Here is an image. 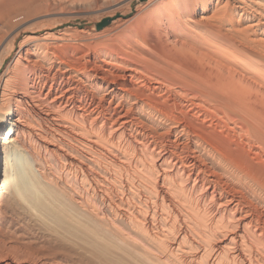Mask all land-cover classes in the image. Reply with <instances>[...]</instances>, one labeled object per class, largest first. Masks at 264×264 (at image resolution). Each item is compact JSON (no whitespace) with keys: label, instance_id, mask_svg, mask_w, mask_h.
I'll return each instance as SVG.
<instances>
[{"label":"bare ground","instance_id":"bare-ground-1","mask_svg":"<svg viewBox=\"0 0 264 264\" xmlns=\"http://www.w3.org/2000/svg\"><path fill=\"white\" fill-rule=\"evenodd\" d=\"M93 1L111 26L16 24L0 0V242L264 264V0Z\"/></svg>","mask_w":264,"mask_h":264},{"label":"rangeland","instance_id":"rangeland-1","mask_svg":"<svg viewBox=\"0 0 264 264\" xmlns=\"http://www.w3.org/2000/svg\"><path fill=\"white\" fill-rule=\"evenodd\" d=\"M84 1H86V0H84ZM84 1L83 0H80V1L79 0H16V5H15L14 9L16 12L15 14H17L18 17L16 16L13 19V21L17 19L16 21H14L16 24H18V22L19 23L23 22V24H25V25H29V24L43 25V24H48V23L49 24L55 23V25L57 26L54 28L55 31L60 29L58 27L63 28L66 26H71V28H76V27L81 28L82 27L84 29H88V31L95 30L96 28H100V27L102 28L103 26H111L113 18H110V19L104 18L103 19V17L101 16V13L105 9H100L101 7H98L99 5L95 4L93 0H90L91 2H89V0H87L86 2H84ZM136 2L137 1H134L133 7H134ZM94 4H95V6H93ZM114 18H117V16ZM105 20H106V23L98 27V25L101 24L102 22H104ZM12 223H13L12 231L16 230L17 234L20 232L22 235L25 234V236H24L25 238L28 237L29 233L31 235V233L33 232L32 228L30 226H29L30 227L29 228V227H27L28 225L23 224L22 222H19V219L17 221V217H14V220H12ZM19 223L22 225L23 228L20 227V225L18 227L19 229L17 228ZM17 229L19 232L17 231ZM22 229L25 231H22ZM28 229H30V230H28ZM30 235H29V237H30ZM6 238L7 237H5L1 240L3 243L0 242V244H2V245H0L1 246L0 257H2V256L3 257L6 256L9 258L12 257L18 263H23V262L28 263L29 262L31 264H33L34 260H35L34 263H38L41 260V258L37 257L35 254L31 255V253H30L31 251L29 252V250L27 253H28V255H30V257L27 256V254L23 255V253H26V250H25V252L23 250H21L23 248L19 244H16V241L11 236H9V238H7V239ZM8 239L11 242L8 241ZM38 240L40 241L39 243H38ZM4 241H6V243ZM33 241L34 242L36 241V243H35L36 245L35 244H32V245H35V246L38 245V247H41V249H43L42 252L47 254V255H49V253L54 254L56 251V250L53 251V248L51 246L44 243L43 238H41L39 235L37 237H35V239H33ZM39 244H40V246H39ZM4 245H5V247H4ZM14 245H15V247H14ZM16 245L17 246L19 245L20 247L18 246V248H17ZM12 247H13V249H12ZM19 248H20L21 252H20V250H18ZM44 249H45V251H44ZM17 252L20 256L17 254ZM31 256H33V257H31ZM35 256H36V258H35ZM37 258H39V259H37Z\"/></svg>","mask_w":264,"mask_h":264},{"label":"water","instance_id":"water-1","mask_svg":"<svg viewBox=\"0 0 264 264\" xmlns=\"http://www.w3.org/2000/svg\"><path fill=\"white\" fill-rule=\"evenodd\" d=\"M105 23H106L105 21H104V22H102L101 24H99V25H98V27H99V26H101V25H103V24H105Z\"/></svg>","mask_w":264,"mask_h":264}]
</instances>
